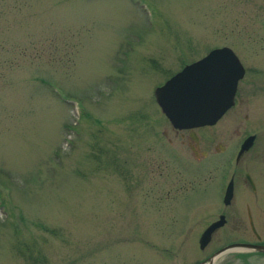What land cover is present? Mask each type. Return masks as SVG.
I'll return each instance as SVG.
<instances>
[{
  "label": "rangeland",
  "instance_id": "rangeland-1",
  "mask_svg": "<svg viewBox=\"0 0 264 264\" xmlns=\"http://www.w3.org/2000/svg\"><path fill=\"white\" fill-rule=\"evenodd\" d=\"M221 46L240 100L264 83V0H0V264H201L230 154L197 160L153 89ZM251 98L215 141L259 124Z\"/></svg>",
  "mask_w": 264,
  "mask_h": 264
},
{
  "label": "flooded vegetation",
  "instance_id": "flooded-vegetation-1",
  "mask_svg": "<svg viewBox=\"0 0 264 264\" xmlns=\"http://www.w3.org/2000/svg\"><path fill=\"white\" fill-rule=\"evenodd\" d=\"M259 78L257 80L260 83L258 82L256 85L250 83L244 91L247 93L242 95L240 100L239 90L242 91V89L238 88L236 84L233 104L215 123L192 129L174 128L169 123L174 134L180 132V136L185 135L186 144L197 160L205 158L209 160L215 155L226 152L230 154L227 164H232L227 170L225 185L223 184L221 204H216L215 214L205 222L201 233L211 223L218 221L217 219L220 217L222 223L211 231L210 238L204 246V248L209 246V252L201 260V264L213 255H215L213 264L230 256L235 257V261L230 264H264V117L261 113V107L264 105V83ZM249 97H252L251 106L253 104L256 111L258 110V115L255 118L261 117L259 124L249 126L248 129L244 127L240 135L237 130L239 122L235 121L231 130L230 127H227L229 133L222 132V137H227V142L215 141L216 134L211 133L210 129L216 126L219 119L230 108L238 105L241 100L248 101ZM251 110L250 107H246L244 110L240 109L234 119L240 117L248 119V112ZM196 129L208 131L200 135L195 131ZM165 134L166 131H163V135ZM167 140L170 142V139ZM242 162H244L243 165ZM230 182V198L227 203H224V193ZM219 190L217 188L218 195L220 194Z\"/></svg>",
  "mask_w": 264,
  "mask_h": 264
},
{
  "label": "water",
  "instance_id": "water-1",
  "mask_svg": "<svg viewBox=\"0 0 264 264\" xmlns=\"http://www.w3.org/2000/svg\"><path fill=\"white\" fill-rule=\"evenodd\" d=\"M243 72L242 64L229 47H215L155 87L154 99L174 128L211 125L233 104L236 83ZM230 185L231 182L226 187L224 203L230 198ZM220 219L200 234L199 248L208 242L213 228L221 225ZM214 256L206 264H213Z\"/></svg>",
  "mask_w": 264,
  "mask_h": 264
}]
</instances>
